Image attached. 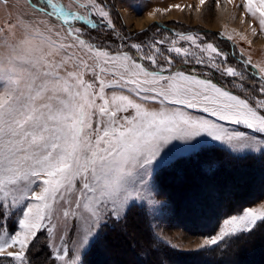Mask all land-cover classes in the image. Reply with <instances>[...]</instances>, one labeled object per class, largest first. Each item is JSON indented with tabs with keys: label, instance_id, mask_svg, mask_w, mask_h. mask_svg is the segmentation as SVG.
<instances>
[{
	"label": "snow or ice",
	"instance_id": "obj_1",
	"mask_svg": "<svg viewBox=\"0 0 264 264\" xmlns=\"http://www.w3.org/2000/svg\"><path fill=\"white\" fill-rule=\"evenodd\" d=\"M246 2L249 13L259 12L264 30V0L255 11V0ZM79 7L115 29L99 0ZM33 11L38 18L12 25L14 38L5 37L0 52V221L20 210L11 231L0 223V264H30L32 242L42 230L51 235L61 221L65 227L71 221L78 239L71 253L64 249L57 259L84 264L85 252L103 239L109 223L126 221L133 206L152 212L163 207L157 200L162 171L196 162L214 174L216 163L202 156L215 144L236 154L234 160L264 161V75L260 95L252 97L243 68L231 66L199 34L112 51L85 38L88 26L97 27L94 18L54 0H36ZM179 41L188 46H177ZM166 44L167 53L182 57L180 63L232 78L238 91L208 78L211 72L176 67L175 57L161 49ZM258 221L264 222V214L250 210L225 218L196 251L254 233L262 228ZM140 254L147 264H163L150 250Z\"/></svg>",
	"mask_w": 264,
	"mask_h": 264
},
{
	"label": "rangeland",
	"instance_id": "obj_2",
	"mask_svg": "<svg viewBox=\"0 0 264 264\" xmlns=\"http://www.w3.org/2000/svg\"><path fill=\"white\" fill-rule=\"evenodd\" d=\"M31 1L32 3L29 0H8V5L10 6L6 7L3 0H0V52L4 51V38L7 37L9 42L14 38L15 29L12 25L18 24L23 17L38 18V13L33 11L36 7V0ZM175 1L178 0H99L104 9L110 14L111 21L115 25L113 30L106 27V22L101 20L98 15L93 17L92 13L79 7L86 0H54L55 3L67 11L94 18L97 27L93 30L91 26H88L85 31V38L95 42L98 46L110 48L112 51L120 50L121 45L141 42L151 44L162 37L174 38L175 31L194 36L199 34L224 52L231 66L243 68L245 86L249 89L252 97L259 96L260 93L257 88L261 75H264V72H262V69H264V30L261 29L259 24V12L257 11L255 16L249 13L246 0H203V2L202 0H179L180 2L177 5H175ZM39 3L44 4V0H39ZM252 7L254 11L258 9L260 7L259 0H255ZM80 23L82 22H78V25ZM169 46L167 44L162 45L161 49L166 55L175 57L173 62L176 67L183 68L186 72L194 70L198 75L211 72L208 78H215L220 83L227 85L231 90L238 91V89H233L231 86L232 78L213 72L202 65L180 63L182 57L176 56L175 53L166 52ZM177 46L187 47L188 43L179 41ZM123 50L134 52L130 47H124ZM246 61L251 63L246 64ZM144 63L147 64L148 62L144 61ZM85 79L90 80L91 77L85 76ZM247 94L245 93V95ZM224 126L230 130L253 135L251 130L244 129L242 126H234L227 123ZM214 146L222 147L230 152L226 146L220 144H215ZM241 177L245 178V176ZM205 179H209V177ZM188 180V178H183L182 182L174 187L176 193L188 191L185 186ZM157 184L160 189L157 200L163 207L152 212L133 206L129 210L127 218L132 210H137L139 211V217H143L144 221L133 224L131 220L127 221L126 219L119 225L109 223L103 229V239L95 247L85 252L83 257L84 264H123L122 260H127L125 261L126 264H147L145 257L140 254L141 249L152 251L155 258L162 261L163 264H175L173 253H205L209 249L196 251L199 245L203 243V240L216 234L217 230L213 235L202 236L191 234L178 226L173 219L169 200L164 195V185L158 178ZM229 186L230 190L228 188L224 196L232 195L230 191L233 190L234 184ZM248 188L249 186H246L243 191L246 192ZM263 201L264 198L258 199L253 204L245 207L242 212L229 217L242 215L249 210L260 216L264 212ZM14 212L16 214L11 219L6 215L5 219L0 221V223L5 224L9 231L17 227L14 221L19 218L20 210L14 209ZM222 221L219 227L222 226ZM70 225L71 221H69L68 227H65L62 221L59 222V226L53 230L51 235L42 230L38 234L37 239L32 242L35 247H30L28 252L27 258L30 264H65V261L57 259V254H63L64 249H68L71 253L78 239L77 234L72 231ZM260 235V238H264V232ZM263 244L264 241L255 247L259 248V250H264ZM160 247L163 250L158 249ZM155 248L157 249V254L155 253ZM42 251L47 255V258L43 261L37 256ZM233 252L231 250L226 252V257H230ZM247 253L250 252H245L244 254ZM89 254H92V257L96 254V259L90 261L88 259ZM189 258L187 257L185 260Z\"/></svg>",
	"mask_w": 264,
	"mask_h": 264
},
{
	"label": "trees",
	"instance_id": "obj_3",
	"mask_svg": "<svg viewBox=\"0 0 264 264\" xmlns=\"http://www.w3.org/2000/svg\"><path fill=\"white\" fill-rule=\"evenodd\" d=\"M212 80L214 82L220 83L215 78H213ZM221 84H223V83H221ZM202 159H206V160H209V161L216 163L217 167L214 170V172H215L214 174H210L208 172H205L203 169H201L198 166V164L196 162H192V163L180 165L175 170L162 171L158 175L157 178L160 179V181L162 182V185H164L163 186L164 195L169 200V203H170L171 209H172V214L174 215L173 219L175 222H177L178 226L183 228L185 231L190 232L191 234L209 236V235H213V233L218 229V227H219V225L223 219H225L231 215L242 212L245 209V207H248L249 205L253 204L258 199L264 198V161H260L257 159H251V158L237 161V160L233 159V155L231 153H229L226 149H224L222 147H218V146H210V150L206 151L203 154ZM223 164H224V166H223ZM230 164H231V166H230ZM255 168H257V169H255ZM253 173H255V174H253ZM194 174H195V176H194ZM241 176H245V178H242ZM185 177L189 178V180L187 181V184H186L188 191L185 192L186 194L185 193H175L176 190L174 189V187L176 185H178L179 183H181L182 179ZM207 177H209V179H205ZM226 177H227V179H226ZM229 177H231V178H229ZM222 178H224V179L222 180ZM191 181H194V182H191ZM247 181H249V182H247ZM210 184H212V185H210ZM231 184H234L235 188L233 187V189L237 188L236 189L237 195H236V198H234L228 202V204H229V206H228L229 208H228V207H224V205L222 206L223 202H221V198H222V196H224V193L227 191V189L228 188L230 189L229 185H231ZM245 184H246V186H248V184H249V188L246 192L243 191L246 187ZM191 186H193V187H191ZM216 186H218V187H216ZM167 188H168V191H167ZM214 189H216V190L218 189L219 191L217 190V192H220V193H217L216 190H214ZM221 191H222V193H221ZM208 196H209V198H208ZM214 196H216V197H214ZM244 196H246V197L244 198ZM206 197H207V199H206ZM241 199H244V200L241 201ZM198 202L200 204H198ZM219 202H221V203H219ZM232 202H234L235 204ZM203 204H205V205H203ZM196 209H198V210H196ZM199 212H201V213L199 214ZM203 212H204V214H203ZM138 213H139V211L132 210L128 215L127 221L131 220L133 224H135V222L144 221V218L139 217ZM132 214H133V216H132ZM197 214L200 215L201 217L200 216L198 217ZM193 217H194V219H193ZM202 217L203 218L205 217V218L203 219ZM197 218H200V219H197ZM201 218H202V221H200ZM185 219H186V221H185ZM200 222L204 223V224H201ZM198 223H200L201 225L200 224L198 225ZM258 224H261L262 228L256 229L254 231V233H251V234L245 233V234H242L238 237H234L233 239L227 241L226 243H222L218 246L209 248L205 253H201V252L200 253L199 252H191V253H186V254L181 253L182 255L180 253H173L174 254V262H175V264H184V263L185 264H259V263L264 264L263 263L264 262V250L263 249L259 250V249H257V247H255L259 243V241H261V242L264 241V238L260 239V236H261L260 234L262 232H264V222L259 221ZM134 226H137V225H134ZM191 226H193V227H191ZM135 229L138 230L137 227H135ZM195 229H197V230H195ZM109 230H114V229H109ZM109 233H111V232L109 231ZM148 238H149V235H148ZM251 241H253V242H251ZM248 242H251V243H249L250 248L248 247V248H246L247 250L244 249V251L239 253L238 248L242 244H245ZM252 243H254V245ZM251 245H252V247H251ZM254 247H255V249H254ZM158 249H161V247ZM233 249H235L234 252H233ZM161 250H163V249H161ZM230 250H231V252H233L232 255L230 257H228V256L226 257V252H228ZM262 250H263V252H262ZM168 251H171V250H168ZM247 251L250 253H247L248 255L244 254ZM156 252H157V249L155 248V253ZM238 253H239V255L236 257V255ZM95 255L92 257V254H89L88 259L90 261L93 259H96ZM37 256L40 258L41 261H43L44 259L47 258V255H45V253L43 251L40 255L37 254ZM187 257H190V259L185 260V258H187ZM231 258H233V261H230ZM182 259H184V260H182ZM122 261H127V260H122ZM41 263H43V262H41ZM38 264H40V263H38Z\"/></svg>",
	"mask_w": 264,
	"mask_h": 264
},
{
	"label": "bare ground",
	"instance_id": "obj_4",
	"mask_svg": "<svg viewBox=\"0 0 264 264\" xmlns=\"http://www.w3.org/2000/svg\"><path fill=\"white\" fill-rule=\"evenodd\" d=\"M155 19V18H154ZM154 19H152V20H154ZM220 155V154H219ZM218 155V156H219ZM223 166H224V164H223ZM230 166H231V164H230ZM226 167V166H225ZM232 168V167H231ZM258 168V167H257ZM257 168H255V169H257ZM254 169V170H255ZM259 170V169H258ZM256 171V170H255ZM189 172V171H188ZM192 172V171H191ZM248 174V173H247ZM251 174V173H250ZM253 174H255V173H253ZM186 175V174H185ZM225 175V174H224ZM232 175V174H231ZM194 176H195V174H194ZM190 177V176H189ZM199 178V177H198ZM201 178V177H200ZM229 178H231V177H229ZM185 179H186V177H185ZM189 179V178H188ZM197 179V178H196ZM226 179H227V177H226ZM236 179V178H235ZM240 179V178H239ZM172 180V179H171ZM228 181V180H227ZM245 181V180H244ZM191 182H194V181H191ZM206 182V181H205ZM247 182H249V181H247ZM185 183H186V181H185ZM202 183V182H201ZM208 184V183H207ZM220 184V183H219ZM184 185V184H183ZM194 185V184H193ZM196 185V184H195ZM210 185H212V184H210ZM215 185V184H214ZM218 185V184H217ZM225 185V184H224ZM237 185V184H236ZM240 185V184H239ZM167 186V185H166ZM186 186V185H185ZM222 186V185H221ZM241 186V185H240ZM245 186H246V184H245ZM248 186H249V184H248ZM247 186V187H248ZM180 187V186H179ZM191 187H193V186H191ZM216 187H218V186H216ZM170 188V187H169ZM190 188V187H189ZM196 188V187H195ZM194 188V189H195ZM235 188V187H234ZM175 189V188H174ZM179 189V188H178ZM210 189V188H209ZM213 189V188H212ZM237 189V188H236ZM236 189H233L232 191H230V193L232 194L231 196H222V198H221V202H223V204H222V206L224 205V207H228L229 206V204H228V202L230 201V200H232V199H234V198H236V195H237V191H236ZM247 189V188H246ZM214 190H216V189H214ZM213 190V191H214ZM218 190V189H217ZM217 190H216V192H217ZM228 190H230V189H228ZM167 191H168V188H167ZM204 191V190H203ZM210 191V190H209ZM219 191V190H218ZM242 191V190H241ZM247 191V190H246ZM176 193V192H175ZM208 193V192H207ZM217 193H220V192H217ZM221 193H222V191H221ZM239 193V192H238ZM171 194V193H170ZM186 194V193H185ZM244 194V193H243ZM220 195V194H219ZM223 195V194H222ZM239 195V194H238ZM178 196V195H177ZM189 196V195H188ZM203 196V195H202ZM240 196V195H239ZM238 196V197H239ZM248 196V195H247ZM204 197V196H203ZM214 197H216V196H214ZM218 197V196H217ZM243 197V196H242ZM246 196H244V198H245ZM198 198V197H197ZM208 198H209V196H208ZM181 199V198H180ZM188 199V198H187ZM206 199H207V197H206ZM236 200V199H235ZM244 199H241V201H243ZM173 201V200H172ZM206 202V201H205ZM202 203V202H201ZM232 203H234V202H232ZM241 203V202H240ZM179 204V203H178ZM198 204H200L199 202H198ZM235 204V203H234ZM238 204V203H237ZM176 205V204H175ZM194 205V204H193ZM203 205H205V204H203ZM232 205V204H231ZM179 206V205H178ZM188 207V206H187ZM201 207V206H200ZM178 208V207H177ZM176 208V209H177ZM229 208V207H228ZM231 208V207H230ZM191 209V208H190ZM196 210H198V209H196ZM209 211V210H208ZM206 212V211H205ZM198 213V212H197ZM201 212H199V214H200ZM209 213V212H208ZM176 214V213H175ZM195 214V213H194ZM203 214H204V212H203ZM202 214V215H203ZM198 215V214H197ZM174 216V215H173ZM200 215H198V217H199ZM181 217V216H180ZM201 217V216H200ZM188 218V217H187ZM191 218V217H190ZM203 218V217H202ZM202 218H201V220L200 221H202ZM205 218V217H204ZM203 218V219H204ZM193 219H194V217H193ZM197 219H200V218H197ZM184 220V219H183ZM185 221H186V219H185ZM193 223V222H192ZM201 223V222H200ZM200 223H198V225L200 224ZM188 224V223H187ZM201 224H204V223H201ZM200 224V225H201ZM191 225V224H190ZM189 225V226H190ZM197 225V226H198ZM191 227H193V226H191ZM200 227V226H199ZM198 227V228H199ZM189 228V227H188ZM193 229V228H192ZM195 230H197V229H195ZM260 239H262V238H260ZM259 240V239H258ZM251 242H253V241H251ZM251 242H248V243H245V244H242L239 248H238V250H239V253L240 252H242V251H244V249H246V248H248L249 246H250V244L249 243H251ZM260 242V241H259ZM256 243V242H255ZM262 243V242H261ZM253 245H254V243H252ZM259 244V243H258ZM264 245V244H263ZM262 246V245H261ZM251 247H252V245H251ZM264 247V246H263ZM250 248V247H249ZM254 249H255V247H254ZM257 249H259V248H257ZM247 250V249H246ZM245 250V251H246ZM248 252V251H247ZM262 252H263V250H262ZM239 253L236 255V257L239 255ZM182 255V254H181ZM242 255V254H241ZM179 256V255H178ZM235 257V258H236ZM203 258V257H202ZM234 258V259H235ZM190 259V258H189ZM238 259V258H237ZM263 260V259H262ZM230 261H233V258H231L230 259ZM178 262V261H177ZM122 263L123 264H126V262L125 261H122ZM133 263V262H132ZM264 263V262H263ZM185 264V263H184ZM260 264V263H259Z\"/></svg>",
	"mask_w": 264,
	"mask_h": 264
},
{
	"label": "crops",
	"instance_id": "obj_5",
	"mask_svg": "<svg viewBox=\"0 0 264 264\" xmlns=\"http://www.w3.org/2000/svg\"><path fill=\"white\" fill-rule=\"evenodd\" d=\"M176 3H175V5H177V4H179L178 2H180L179 0L178 1H175ZM230 153V152H229ZM233 155V154H232ZM263 203V208H264V201L262 202ZM262 214H264V212L262 213Z\"/></svg>",
	"mask_w": 264,
	"mask_h": 264
},
{
	"label": "water",
	"instance_id": "obj_6",
	"mask_svg": "<svg viewBox=\"0 0 264 264\" xmlns=\"http://www.w3.org/2000/svg\"><path fill=\"white\" fill-rule=\"evenodd\" d=\"M29 1L32 3V1H31V0H29ZM175 33H176V34H178V32H176V31H175Z\"/></svg>",
	"mask_w": 264,
	"mask_h": 264
}]
</instances>
